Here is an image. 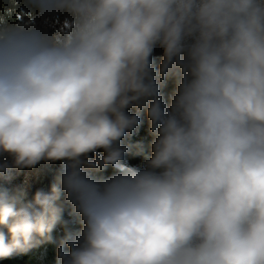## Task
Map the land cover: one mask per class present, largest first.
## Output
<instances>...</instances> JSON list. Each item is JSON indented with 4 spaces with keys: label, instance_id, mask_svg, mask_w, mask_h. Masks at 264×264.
<instances>
[{
    "label": "clouds",
    "instance_id": "obj_1",
    "mask_svg": "<svg viewBox=\"0 0 264 264\" xmlns=\"http://www.w3.org/2000/svg\"><path fill=\"white\" fill-rule=\"evenodd\" d=\"M177 71L165 103L156 76ZM145 108L151 155L129 167ZM4 156L6 179L64 163L31 199L0 189V258L52 242L63 194L82 228L58 264H264V0H6Z\"/></svg>",
    "mask_w": 264,
    "mask_h": 264
},
{
    "label": "trees",
    "instance_id": "obj_2",
    "mask_svg": "<svg viewBox=\"0 0 264 264\" xmlns=\"http://www.w3.org/2000/svg\"><path fill=\"white\" fill-rule=\"evenodd\" d=\"M6 0H0V9L5 6ZM60 18L57 17L49 26L55 27L59 24ZM152 67L159 73L160 65L163 60L162 49H156L151 57ZM180 76L178 71L170 72L164 79L159 75L156 76V82L160 87V93L165 103H170V99L174 94ZM130 114H135L137 109L131 107L128 109ZM141 124L128 133L120 141L122 146L127 148L125 161L127 166H139L141 161L151 155V143L155 139L154 135L150 133V121L147 117L146 108L140 113ZM99 156L103 157L104 151L98 150ZM97 154H90V159H96ZM9 159L7 156L0 157V160ZM62 161L50 162L41 161L34 168H25L23 170L12 169L10 172V179L0 176V189H6L11 194L27 193L25 199H31L35 191L43 188L45 191H50L51 185L58 182V177L63 170ZM118 170L111 165H107L102 171L91 172L95 178H108L117 174ZM62 206L63 213L61 221L56 225L51 233L52 242L42 243L37 247L32 248L25 254H15L9 258H0V264H58V249L61 241L69 234L76 233L82 228L79 217L73 213L70 203H68L64 195L57 202ZM7 234V229H2ZM67 250V249H65Z\"/></svg>",
    "mask_w": 264,
    "mask_h": 264
}]
</instances>
